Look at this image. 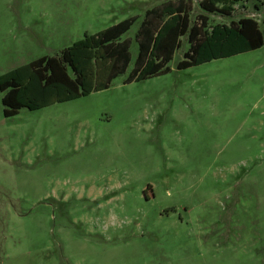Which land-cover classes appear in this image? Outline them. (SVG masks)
Returning <instances> with one entry per match:
<instances>
[{
    "label": "rangeland",
    "instance_id": "374dc122",
    "mask_svg": "<svg viewBox=\"0 0 264 264\" xmlns=\"http://www.w3.org/2000/svg\"><path fill=\"white\" fill-rule=\"evenodd\" d=\"M165 1L0 0V75L139 17L109 88L10 118L0 92V264H264V45L177 70L183 36L169 73L125 84ZM243 17L262 27L264 0L208 26Z\"/></svg>",
    "mask_w": 264,
    "mask_h": 264
},
{
    "label": "trees",
    "instance_id": "16d2710c",
    "mask_svg": "<svg viewBox=\"0 0 264 264\" xmlns=\"http://www.w3.org/2000/svg\"><path fill=\"white\" fill-rule=\"evenodd\" d=\"M241 1L200 0L201 13L194 22L191 0H168L146 10L134 35L138 47L134 65L124 83L169 73L168 63L183 36L188 48L177 70L261 48L264 20L262 27L249 17L208 26V15L230 17ZM138 19L132 16L96 34H85L55 56L40 57L0 75L3 116L10 118L23 108L34 111L109 88L129 66L132 40L121 38Z\"/></svg>",
    "mask_w": 264,
    "mask_h": 264
}]
</instances>
